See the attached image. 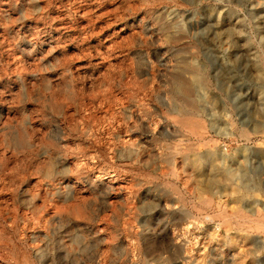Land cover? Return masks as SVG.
Here are the masks:
<instances>
[{"label":"rangeland","instance_id":"374dc122","mask_svg":"<svg viewBox=\"0 0 264 264\" xmlns=\"http://www.w3.org/2000/svg\"><path fill=\"white\" fill-rule=\"evenodd\" d=\"M0 264H264V0H0Z\"/></svg>","mask_w":264,"mask_h":264},{"label":"bare ground","instance_id":"6f19581e","mask_svg":"<svg viewBox=\"0 0 264 264\" xmlns=\"http://www.w3.org/2000/svg\"><path fill=\"white\" fill-rule=\"evenodd\" d=\"M189 93V91H186L185 94L187 95Z\"/></svg>","mask_w":264,"mask_h":264}]
</instances>
